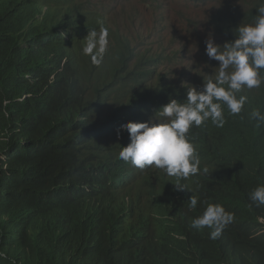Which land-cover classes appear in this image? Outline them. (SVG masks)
<instances>
[{
  "label": "trees",
  "instance_id": "1",
  "mask_svg": "<svg viewBox=\"0 0 264 264\" xmlns=\"http://www.w3.org/2000/svg\"><path fill=\"white\" fill-rule=\"evenodd\" d=\"M73 3L56 0L39 21L45 1L0 0V264H264V206L248 199L264 185V123L251 116L264 115V84L236 93L247 97L239 114L221 105L222 127L209 119L192 133L196 175L129 174L119 160L96 172L97 146L77 141L82 109L49 85L72 81L78 53L34 27L78 42L89 25L76 7L66 11ZM127 69L129 78L141 74ZM191 195L198 203L190 210ZM208 204L234 214L215 240L213 229L191 226Z\"/></svg>",
  "mask_w": 264,
  "mask_h": 264
},
{
  "label": "clouds",
  "instance_id": "2",
  "mask_svg": "<svg viewBox=\"0 0 264 264\" xmlns=\"http://www.w3.org/2000/svg\"><path fill=\"white\" fill-rule=\"evenodd\" d=\"M41 1L47 3L43 5L45 11L55 7L56 0ZM147 1L74 0L66 11L76 7L89 25L78 42L50 25L34 27L44 39L51 31L55 39L66 43L69 53L76 50L82 69L87 64L93 68L92 73L89 70L80 76L82 69L73 76L70 71V83L60 85L64 80L49 85L54 92L65 90L78 111L82 109V114L75 113V123L80 127L77 141L85 139L97 146L91 158L96 172L119 160L130 172L152 167L179 181L199 171L192 133L209 119L222 127L225 118L221 105H226L230 114H239L247 97L237 98L236 93L264 84V0H226V5L215 11L210 24L219 33L214 41L206 39L203 61L212 60L211 70L196 71L191 80L169 64L171 53L166 47L146 43L148 27L142 8ZM120 18L126 20L128 29L116 20ZM37 19L43 21V15ZM137 24L145 28L141 37L133 30ZM68 56L61 63L68 64ZM129 66L140 70L136 80L128 77ZM7 104L5 100L4 106ZM251 116L264 123L259 111ZM174 185L177 190L187 189L180 183ZM248 199L257 207L264 206V185L253 189ZM188 200L189 209H195L197 197L191 195ZM233 220L234 214L222 205L208 204L191 226L213 229L209 238L215 240Z\"/></svg>",
  "mask_w": 264,
  "mask_h": 264
},
{
  "label": "rangeland",
  "instance_id": "3",
  "mask_svg": "<svg viewBox=\"0 0 264 264\" xmlns=\"http://www.w3.org/2000/svg\"><path fill=\"white\" fill-rule=\"evenodd\" d=\"M225 5L226 0H208L206 3L198 0H148L142 8L148 27L146 43L166 47L171 53L172 62L169 64L179 74L191 72L194 77L196 71H210L212 60L203 62L206 58L205 41L210 37L213 41L216 39L219 32L210 23L215 11ZM116 20L128 29L124 18ZM133 30L141 37L145 28L137 24Z\"/></svg>",
  "mask_w": 264,
  "mask_h": 264
},
{
  "label": "bare ground",
  "instance_id": "4",
  "mask_svg": "<svg viewBox=\"0 0 264 264\" xmlns=\"http://www.w3.org/2000/svg\"><path fill=\"white\" fill-rule=\"evenodd\" d=\"M157 2V1H156ZM42 8V7H41ZM39 10L41 11V13H43L42 15H44V13H45V10L42 8V9H40V7H39ZM36 14H38V16H40V17H42V15L40 14V13H36ZM161 14H163V13H161ZM161 17V16H160ZM166 17H164V19H165ZM74 25H76V21H75V23H74ZM161 29H162V27H161ZM48 57H49V55H48ZM188 76H189V80H191L193 77H192V73L191 72H188ZM189 84V83H188ZM189 87V86H188ZM129 173V172H128ZM129 174H131V172L129 173Z\"/></svg>",
  "mask_w": 264,
  "mask_h": 264
}]
</instances>
